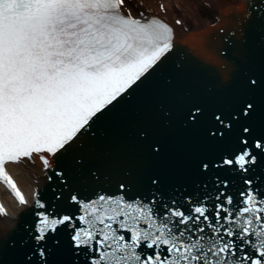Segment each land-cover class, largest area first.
<instances>
[{
  "label": "snow or ice",
  "instance_id": "obj_1",
  "mask_svg": "<svg viewBox=\"0 0 264 264\" xmlns=\"http://www.w3.org/2000/svg\"><path fill=\"white\" fill-rule=\"evenodd\" d=\"M193 38L136 0H0V181L29 217L0 264H264V0ZM37 156L30 201L9 165Z\"/></svg>",
  "mask_w": 264,
  "mask_h": 264
},
{
  "label": "bare ground",
  "instance_id": "obj_2",
  "mask_svg": "<svg viewBox=\"0 0 264 264\" xmlns=\"http://www.w3.org/2000/svg\"><path fill=\"white\" fill-rule=\"evenodd\" d=\"M136 2L146 7L150 14H155L156 12L159 14L162 13L163 16L172 20V22L176 17L178 20L184 19L185 23L183 26L176 23L173 24L177 28L178 39L186 40L189 35L215 22V15L219 12L220 7L243 3L245 0H211L210 2H214L217 5V11L210 15H202L193 11L191 6L193 4L198 5L196 0H136ZM162 5L167 6V13L163 11ZM187 24L190 26L188 29H186ZM43 167V163L40 162L38 158L35 162L25 161L23 164L9 165V170L15 175L18 183H20L21 188L26 196L29 197L30 201L34 195V189L38 188L43 183L45 173ZM0 193L2 201L5 203L8 210L7 215L4 214L0 216V238H2V236L16 224L18 216L21 210L24 209V206L17 205L1 186Z\"/></svg>",
  "mask_w": 264,
  "mask_h": 264
},
{
  "label": "water",
  "instance_id": "obj_3",
  "mask_svg": "<svg viewBox=\"0 0 264 264\" xmlns=\"http://www.w3.org/2000/svg\"><path fill=\"white\" fill-rule=\"evenodd\" d=\"M206 27H208V26H205V28H203V29L206 30ZM203 29H200L198 31H202ZM198 31H196L195 33H197ZM193 34H191V35L188 36V37L191 38V39H187L188 41H190V43L189 44H183L184 47H190V46H192V43L194 42ZM195 67H198V69H197L198 72H201L200 70H204V67H201V66H195ZM206 69H207V71L205 72V75L210 76L211 77V81H212V72H211V69L210 68H207V67H206ZM190 73L194 76V78L203 81V77L201 76V73H198V75H195L193 73V69L190 70ZM206 83L209 84V82H206ZM28 218L29 217L25 216V214H24L22 216L20 225L18 226V222L16 221V224L14 226H12V228L5 235H3L2 238H0V239H3L6 235L11 234L13 231H15L16 229H18L22 225V223L25 220H27Z\"/></svg>",
  "mask_w": 264,
  "mask_h": 264
}]
</instances>
